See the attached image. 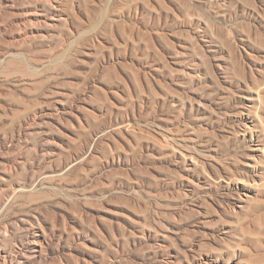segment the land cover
I'll list each match as a JSON object with an SVG mask.
<instances>
[{"label": "rangeland", "instance_id": "obj_1", "mask_svg": "<svg viewBox=\"0 0 264 264\" xmlns=\"http://www.w3.org/2000/svg\"><path fill=\"white\" fill-rule=\"evenodd\" d=\"M0 264H264V0H0Z\"/></svg>", "mask_w": 264, "mask_h": 264}]
</instances>
